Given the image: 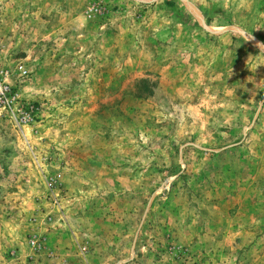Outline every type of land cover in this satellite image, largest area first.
Returning <instances> with one entry per match:
<instances>
[{
	"label": "rangeland",
	"instance_id": "1",
	"mask_svg": "<svg viewBox=\"0 0 264 264\" xmlns=\"http://www.w3.org/2000/svg\"><path fill=\"white\" fill-rule=\"evenodd\" d=\"M0 264H264V0H0Z\"/></svg>",
	"mask_w": 264,
	"mask_h": 264
}]
</instances>
